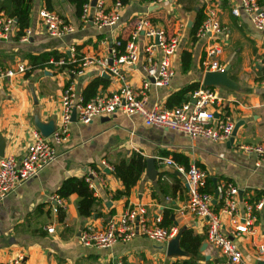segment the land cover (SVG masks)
I'll return each mask as SVG.
<instances>
[{"label": "crops", "instance_id": "1", "mask_svg": "<svg viewBox=\"0 0 264 264\" xmlns=\"http://www.w3.org/2000/svg\"><path fill=\"white\" fill-rule=\"evenodd\" d=\"M115 1L120 0H104V8H110ZM238 1L129 0L122 3L117 24L98 27L90 22L83 24L66 0H53L52 10L72 23L75 30L63 36H51L38 16L45 2L33 0L27 26L31 30L28 40L21 41L17 32L9 40L0 39V65L13 70H17L19 64L25 67L24 71L0 79V138L4 141V155L14 154L20 158L31 142L34 129L50 121L55 126L61 111L62 90L68 83H73L77 94L84 98L110 94L121 86L117 76L97 63L87 64L82 73L70 70L76 69L87 58H107L110 62L113 41H120V49H123L141 17L164 28L168 34L180 31L178 49L171 57L173 78L169 86L150 87L148 106L159 103L167 107L166 102L173 93L195 84L192 90L183 94L181 103L192 100V91L204 87L208 40L197 37L191 29L198 21V12L204 14V7L209 2L218 6L219 18L225 27L218 60L226 66L229 79L225 85L208 86L218 94V100L209 107L220 118H231L242 124L233 142L228 144V140L191 138L179 130L146 125L137 114L101 115L88 124L73 121L68 140L56 146V159L36 176L21 182L0 202L1 262L12 261L23 254L20 264H178L187 259L194 264H226L220 249L207 242L204 221L182 211L188 201L182 176L172 166L161 163L159 157H172L174 152L182 154L188 165L195 163L207 172L213 187L223 181L237 185L242 192L240 199L250 201L254 198L255 201L264 196V164L256 167V156L239 148L240 144L264 141V35L244 12L232 13ZM258 2L264 8V0ZM150 41L145 35L139 36L138 60L133 65L123 66L126 80L135 88L141 86L145 75L144 47ZM53 51L65 55L71 64L55 66L48 63L44 67H35L29 59V56ZM156 56H160L159 50ZM132 152L143 156L145 169L127 193L119 194L125 189L122 181L101 166L100 161L105 159L114 164L128 158ZM148 158L153 160L152 169H148ZM89 167L97 169L92 190L99 198V204L91 215L83 216L78 212L79 196L76 193L61 197L64 215L59 219L52 206L61 181L68 176L82 177ZM101 180L105 182L104 186ZM137 204L145 206L151 221L160 217L161 224L167 221V216L171 222L169 226L175 225L179 231L192 229L194 234L202 235L201 245L186 249L179 243L185 253L178 255L167 252V243L140 235L129 241L115 242L108 248L87 247L79 242V232L84 226L100 227L112 214H120L128 206ZM217 205L215 210L219 208ZM221 217L224 232L231 235L233 226L229 215L222 214ZM47 227H52L53 232H48ZM234 240L249 263L264 264V256L256 249L264 242L263 212L258 214L254 233Z\"/></svg>", "mask_w": 264, "mask_h": 264}, {"label": "built area", "instance_id": "2", "mask_svg": "<svg viewBox=\"0 0 264 264\" xmlns=\"http://www.w3.org/2000/svg\"><path fill=\"white\" fill-rule=\"evenodd\" d=\"M121 1H115L110 8H104V0H87L81 8L79 18L83 24L88 22L98 26H113L120 20ZM234 15L244 12L255 26L264 35V8L258 0H239L232 8ZM204 18L196 30L195 35L205 37L206 57L204 71L222 73L226 66L218 60L222 52L220 41L225 34V27L219 18V8L214 3H206ZM40 22L46 32L51 36H63L74 32L75 26L63 18L56 11L42 7L38 11ZM182 24H180V27ZM16 18L6 15L0 10V39L9 40L17 32ZM31 30L27 27L19 36L21 41L28 40ZM145 35L151 41L144 47L145 75L140 87H133L125 78L123 66L133 65L139 58V36ZM180 31L168 34L162 27L153 24L149 19L141 17L126 40L124 48L120 49L121 42L113 41L111 47L112 57L87 58L71 69V72L82 73L87 64L97 63L105 70L117 76L121 80V86L110 94H96L90 98H84L77 94L73 83H68L61 94V111L55 122L53 131L44 136L39 129L32 131L31 142L27 145L24 154L19 158L14 154L0 156V202L12 192L21 182L36 176L44 167L51 164L57 157L56 146L68 140L70 125L73 121L83 124L90 123L93 118L101 115H110L122 112L126 115H139L146 125L159 126L166 129L179 130L191 138L198 136L214 141L229 140L235 126L231 118L215 117V112L209 105L218 100V94L208 86L198 87L191 93L192 100H187L173 107H165L159 103L148 106L147 99L150 87L169 86L174 75V67L171 57L179 46ZM159 50L160 56H156ZM48 63L55 66L68 65L71 61L65 57H51ZM23 64L17 66V70L7 69L0 65V79L13 76L17 71H24ZM264 84V79L262 80ZM75 117V119H73ZM239 148L256 156L255 166L264 164V141L256 144H240ZM161 163L175 168L182 176L187 188L188 201L183 212H190L204 221L206 240L214 245L226 257V264H251L249 263L234 238L252 234L255 231V222L258 214L263 212L264 220V196L255 201L240 199V189L231 181H223L214 184V192L217 191L216 202L213 203L214 194L204 190L208 178L207 172L195 163L185 166L176 162L170 156L159 157ZM100 165L113 172L114 166L102 159ZM97 176V169L89 167L83 175L89 188L94 190L93 177ZM102 185L105 182L101 180ZM52 210L58 212L63 207V200L55 196ZM218 203L219 208L214 206ZM241 203V206H240ZM227 214L233 226L231 235L223 230L221 215ZM161 218L149 220L144 205L128 206L120 214L109 216L102 226H84L79 232V242L87 247L108 248L118 241H129L134 236L140 235L159 243H168L174 238L179 229L177 226H162ZM48 232H53L52 227H47ZM257 252L264 256V242L256 246ZM23 254L18 255L12 261L0 264H20Z\"/></svg>", "mask_w": 264, "mask_h": 264}, {"label": "trees", "instance_id": "3", "mask_svg": "<svg viewBox=\"0 0 264 264\" xmlns=\"http://www.w3.org/2000/svg\"><path fill=\"white\" fill-rule=\"evenodd\" d=\"M69 4L73 6L74 14L80 15L82 5L87 0H66ZM123 4L129 2V0H120ZM141 2H149L155 0H140ZM45 7L49 9H54L53 0H44ZM261 5L262 1H260ZM33 5V0H0V10L3 11L6 15L12 16L16 18V25H17V35L20 36L23 33V30L27 28L30 13ZM198 21L192 26L191 32L193 34L196 33L197 28L201 24L204 14L202 12H198L197 15ZM60 55L57 52H46L42 53L38 56H29V59L33 66H41L44 67L48 64V60L50 57L58 58ZM65 56V55H64ZM66 57V56H65ZM64 67V66H63ZM69 67H71L69 65ZM195 84H191L186 86L179 91L173 93L167 100L166 106L173 107L181 103L182 96L189 90H192ZM171 156L178 162H181L188 166V160L185 156L178 153H172ZM145 159L143 156L138 152H132L128 158L121 159L120 161L113 164V174L122 181L125 189L119 191V194L127 193L128 189L132 187L136 181L141 176L142 172L145 169ZM204 190L208 192H213L214 187L212 180L210 178L206 181V187ZM56 193L59 197H68L72 193H76L79 196L78 200V212L80 215L89 216L92 214L94 208L97 204H99V198L95 196L93 190L89 188L88 184L84 180L83 176H68L64 178ZM252 198L250 201H254ZM219 205V204H218ZM217 205V206H218ZM64 213L60 209L58 211L59 219H62ZM165 220L161 223L162 226H169L171 224L168 217H165ZM167 222V223H165ZM203 241V236L199 234H194L192 229H184L181 232L179 237V243L182 247L186 249L197 248L201 245ZM178 264H194L190 259L183 260L181 263Z\"/></svg>", "mask_w": 264, "mask_h": 264}, {"label": "water", "instance_id": "4", "mask_svg": "<svg viewBox=\"0 0 264 264\" xmlns=\"http://www.w3.org/2000/svg\"><path fill=\"white\" fill-rule=\"evenodd\" d=\"M95 3V0H92V5ZM263 41H264V36H263ZM262 63H264V58L262 59ZM229 79L227 78V68L225 72L222 73H218V72H206L205 76H204V80L203 83L205 86H210V85H225L226 83H228ZM215 117H218V114L215 113ZM73 119H75V117H73ZM242 124V121H238L235 123L233 132H232V136L229 138L228 140V144L232 143L234 140V137L236 135L237 129L238 127ZM54 129V124L52 123V121L49 122V124H44L42 126H40L39 130L42 133V135L47 136L49 135ZM3 149H4V141L0 138V156H3ZM152 158H148L147 159V166L148 169H152L153 163H152ZM242 192L240 191V194ZM214 199H213V203L216 202V197H217V191L215 190L214 192ZM172 218H174V216H171ZM175 224H177V222H174ZM182 230H180L178 232V234L172 238L168 243H167V252L169 254H178V255H182L185 253L184 250H182L179 246V237L181 235ZM205 246V243L202 245V247Z\"/></svg>", "mask_w": 264, "mask_h": 264}]
</instances>
